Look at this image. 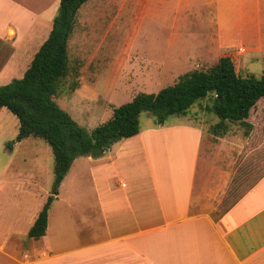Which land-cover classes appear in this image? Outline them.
Listing matches in <instances>:
<instances>
[{
    "label": "crops",
    "instance_id": "1",
    "mask_svg": "<svg viewBox=\"0 0 264 264\" xmlns=\"http://www.w3.org/2000/svg\"><path fill=\"white\" fill-rule=\"evenodd\" d=\"M127 2L131 8H126V23L137 13V2H147L145 15L161 7L168 14L170 43L184 32L196 46L205 38L199 35L202 30H210L209 23L239 24L242 39L264 40V0H88L82 5L87 4L81 41L91 44L93 33L101 31L104 21L114 24ZM59 3L0 0V86L21 76L27 58L46 40ZM116 39L118 43V34L110 50ZM249 45L240 43L236 57L245 55ZM260 101L245 120L250 128L237 122L247 128L241 136L220 121L210 140L199 126L165 122L139 129L100 158L86 157L82 163L76 158L50 205L45 234L39 239L30 238L28 232L40 209H28L27 191H15L17 182L13 186L1 182L0 264H60L68 258L69 264H264V171L230 207L213 217L235 168L241 169L253 156L264 159V110L259 122L250 119ZM84 170L94 187L99 218L87 214V223L81 226L68 215L62 225L58 217L52 224L49 211L62 198L68 178L75 193V199L67 197L68 209L83 205ZM60 226L78 238L66 244L68 248L58 249L52 239L51 231Z\"/></svg>",
    "mask_w": 264,
    "mask_h": 264
},
{
    "label": "rangeland",
    "instance_id": "2",
    "mask_svg": "<svg viewBox=\"0 0 264 264\" xmlns=\"http://www.w3.org/2000/svg\"><path fill=\"white\" fill-rule=\"evenodd\" d=\"M85 5L78 11L68 43L69 73L59 82L53 100L87 131L110 119L113 108L129 102L137 94H155L176 83L179 77L187 72L208 70L223 56L230 57L236 73L241 77L247 74L260 76L264 73V40L242 39L244 32L239 24L209 23L210 30L208 31V28L202 30L203 34L201 32L199 35L205 38L196 46L193 40L187 39L184 32L178 34L170 43L168 14L161 7L156 8L154 14L152 12L145 15L144 8L147 2L144 5L137 2V13L129 15L126 23L125 18L128 16L126 8H131L127 2L125 8L120 10L116 22L111 24L110 21H104L101 31L98 27L99 31L93 33L91 44L89 42L86 44L81 41L84 35ZM115 34H118V43L116 39L117 45L110 50L115 44L111 43ZM96 36L99 38L95 40ZM240 43L257 45H249V51L245 55L236 57V48ZM237 51L242 52L243 49ZM212 101L213 96L209 95L196 102L184 116H169L165 122L167 125L191 123L203 128L208 140L213 139V127L220 119L204 108L212 105ZM261 109L264 110V100H261L254 109L251 121L259 122L257 117ZM222 123L239 136L247 130L237 122ZM150 126H157L155 118L150 113L142 112L139 116V129L143 130ZM18 127V119L12 113L9 111L0 113V183L12 182L13 186L17 182L18 188L16 189L15 185V191L18 192L20 189L27 191L29 197L24 202L28 209L41 210L50 195L54 180L53 155L50 147L40 139L27 138L16 142ZM220 131L221 129L216 130ZM85 158L78 157L77 162L82 163ZM263 171L264 159L256 160L254 156L241 169L235 168L233 177L229 184H226V189L221 193L213 210V217H218L230 207ZM81 182L83 205L78 209H68L67 197L75 199L73 197L75 193L70 188L73 182H69L68 178L63 186L62 198L49 211L52 224L58 217L59 225H62L68 215L73 216L75 223L81 226L82 223H87V214L98 217L94 187L87 179L86 170L82 173ZM85 203L90 205L89 209L84 207ZM98 222L100 223V219ZM61 227L55 232L51 231L58 249L68 248L65 247L66 244L78 239L72 230ZM84 236L85 233L80 237ZM69 262V258L60 260V264Z\"/></svg>",
    "mask_w": 264,
    "mask_h": 264
},
{
    "label": "trees",
    "instance_id": "3",
    "mask_svg": "<svg viewBox=\"0 0 264 264\" xmlns=\"http://www.w3.org/2000/svg\"><path fill=\"white\" fill-rule=\"evenodd\" d=\"M86 1L60 0L46 40L27 58L21 76L0 86V113L7 110L19 122L15 141L40 139L53 155L54 180L29 229L28 236L33 239L45 234L48 210L72 162L78 157L100 158L114 143L136 135L142 112L150 113L161 126L169 116H184L196 102L212 95V105L205 106L206 111L221 123L240 122L250 128L245 120L257 102L264 100V73L241 77L230 57L223 56L208 70L187 72L155 94H137L113 108L110 119L87 131L53 100L59 82L69 73L68 39L76 13Z\"/></svg>",
    "mask_w": 264,
    "mask_h": 264
},
{
    "label": "built area",
    "instance_id": "4",
    "mask_svg": "<svg viewBox=\"0 0 264 264\" xmlns=\"http://www.w3.org/2000/svg\"><path fill=\"white\" fill-rule=\"evenodd\" d=\"M241 51H242V49H241Z\"/></svg>",
    "mask_w": 264,
    "mask_h": 264
}]
</instances>
